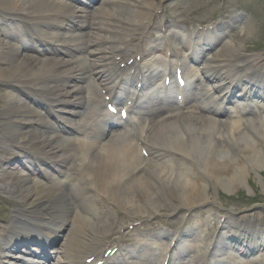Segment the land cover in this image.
<instances>
[{"label": "bare ground", "instance_id": "6f19581e", "mask_svg": "<svg viewBox=\"0 0 264 264\" xmlns=\"http://www.w3.org/2000/svg\"><path fill=\"white\" fill-rule=\"evenodd\" d=\"M103 1L101 6L91 7L94 11H84L88 14L82 17L76 10L75 0H0V85L6 89L0 96L3 131L17 143L29 142L36 154L56 158L61 165L75 166L80 172L74 183L75 195L73 192L66 195L60 184L43 185L23 173L7 177L0 172V183L4 186L0 189L5 190L6 185L11 188L15 200L13 224H26L34 218L51 226L57 220L71 217L73 222L63 247L67 254H84V258H99L104 253H95L93 249L108 244L107 237L119 220L112 210L122 214L130 225L135 217H140L138 215L149 219L158 214L159 209L167 216L177 210L190 211L210 202L206 193L208 184L228 190L231 185L243 183L251 170H264V105L257 106L262 117L256 116L249 107L236 106L227 110L222 106L227 104V96L234 89H238L237 96L243 101L249 98L264 101V73L260 72L264 57H248L247 47H242L243 39L252 34V25L245 17L233 16L215 25L212 32L216 38L197 44L202 51L196 62L200 81L210 85V90L199 89L194 99L187 100L181 108L176 101L169 99L161 105L159 97L143 94V115L131 129L133 133L126 128L104 135L95 128L98 122H104L101 110L94 113L90 110L92 116L84 118L82 123H86L76 127L84 137L75 142L62 139L38 109L20 98L28 92L34 99L40 94L58 105L81 107L86 104L89 109L96 98L103 102L104 96L98 94L99 89L104 90L105 95L111 94L108 86H98L102 83L100 74L108 80L133 67L138 70L143 63L163 67L165 61L154 57L155 53L171 52V57L175 58L189 48L177 33L170 35L172 43L180 41L177 46L163 44L157 39L152 43L145 41L157 33L159 27L150 24L162 4L169 0ZM237 23L243 26V36L236 43L217 33L227 24ZM161 25V28L169 26L167 21ZM76 29H80V33H75ZM47 30L56 32L58 40L54 44L62 48L65 56L69 54V59H52L44 56H53L48 51L33 50L27 39L35 37V41H39L47 36L52 40L53 34H46ZM233 37L236 38V34ZM123 47L133 51L131 56H140L139 61L129 69L110 70L115 58H120V63L131 58L124 62L130 54L124 56L125 50L120 53ZM73 50L81 56L70 57ZM155 78L151 73L147 81L154 82ZM206 97L211 99L209 103ZM7 137L3 138L5 143ZM7 149L0 147V152L5 153ZM141 150L148 152L153 161L143 157ZM222 157L225 160L220 159ZM168 158L181 163L183 171L176 173ZM73 195L77 200L95 197L100 201L94 205L98 210L92 213L77 211L72 205ZM100 215L107 220H101ZM18 217L23 220L18 222ZM228 220L222 222V231L236 227L250 237L258 231L251 219L240 225ZM250 224L254 230L248 227ZM123 225L124 222H120L119 228ZM32 226L41 231L48 229L46 225ZM13 243L9 239L4 243L5 249ZM189 247L181 253L177 264H188L187 258L189 263L208 264L206 253ZM188 252L194 254L186 255ZM165 253L166 249L159 252L162 261ZM2 255L0 264H7V255ZM132 256H135L134 250ZM144 261L158 264L152 253Z\"/></svg>", "mask_w": 264, "mask_h": 264}, {"label": "rangeland", "instance_id": "374dc122", "mask_svg": "<svg viewBox=\"0 0 264 264\" xmlns=\"http://www.w3.org/2000/svg\"><path fill=\"white\" fill-rule=\"evenodd\" d=\"M162 7L163 14H161L159 10V14L157 15L160 20H166V16L167 18L178 16V20L180 21H176L173 24H179L186 28H188V25H193L194 27L196 24H200L198 22H218L223 19L222 16L225 18L228 16H246L249 18L253 29L250 37L243 39L242 45L254 50L249 51L246 55L259 56L264 53V0H169L165 2ZM242 27L243 26L234 27L233 32L236 33L237 38H230L232 43L237 42L243 36ZM228 32L232 34V32ZM5 91L6 89L0 85V96L4 94ZM1 105L2 100L0 97V106ZM220 159L225 160L223 157ZM220 159L218 158V160ZM249 167V165L246 166L248 169ZM256 169L251 170L249 175L243 178V183L231 185L228 190L221 189L217 184L207 185L206 193L209 196L210 203L214 202L219 205V210L216 211L212 206L213 204L202 205L198 210L194 209L191 214H189V212L185 213V211L174 214V216H172V219H174L172 222H174L176 226H180L184 216L199 215L198 213L208 214L210 211L215 212L211 215L212 217H217L218 215L226 216L227 212L233 211L237 212V216H245L248 218L250 214L247 213V210H251L252 208L262 211V214H259V211H255L251 213V216L260 217L264 220V170L257 171ZM253 201L258 202L249 206ZM2 204H4V200ZM163 213L162 211L156 217L159 220L163 219ZM190 225L191 223L188 224V227H190ZM182 226L185 230H188L184 227V224ZM195 231L197 233V230L192 229L189 233H195Z\"/></svg>", "mask_w": 264, "mask_h": 264}]
</instances>
